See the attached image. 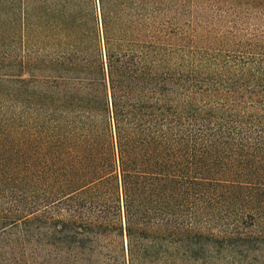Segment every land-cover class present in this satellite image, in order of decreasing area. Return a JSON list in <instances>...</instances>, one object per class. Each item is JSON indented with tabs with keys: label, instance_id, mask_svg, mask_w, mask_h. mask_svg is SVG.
I'll list each match as a JSON object with an SVG mask.
<instances>
[{
	"label": "trees",
	"instance_id": "1",
	"mask_svg": "<svg viewBox=\"0 0 264 264\" xmlns=\"http://www.w3.org/2000/svg\"><path fill=\"white\" fill-rule=\"evenodd\" d=\"M0 264H264V0H0Z\"/></svg>",
	"mask_w": 264,
	"mask_h": 264
}]
</instances>
